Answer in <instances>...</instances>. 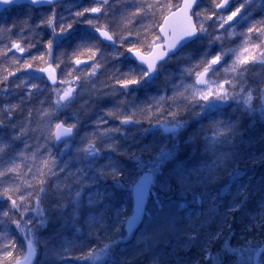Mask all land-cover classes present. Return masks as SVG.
I'll list each match as a JSON object with an SVG mask.
<instances>
[{
	"label": "snow or ice",
	"instance_id": "1",
	"mask_svg": "<svg viewBox=\"0 0 264 264\" xmlns=\"http://www.w3.org/2000/svg\"><path fill=\"white\" fill-rule=\"evenodd\" d=\"M27 2L32 6H54L59 0ZM118 2L119 0H91L89 7H81L70 13L68 18L58 17L55 8L50 7L49 15L41 18L35 25L36 28L50 29L44 51L37 55H32V49L36 48L37 43L26 35L33 30L30 25L24 28L17 23L0 24V35L9 36L6 44L0 40V58L11 60L15 69L9 70L5 67L7 75L0 77V85H3L2 91L5 94L20 96V103H8L0 108V264H32L39 243L37 229L48 221L44 204L49 194V178L59 177L61 173L64 174L66 183L59 186L54 211L59 214L62 226L71 228L75 233L86 229L89 235H95L98 242L108 241L102 247L97 245L96 248H90L86 253L75 257L84 264H95V261L109 256L113 247L119 243L113 239L112 234H118L122 225L126 224L127 228L131 229L137 222L143 223L142 217L148 216L151 219V213L145 208L148 199L154 197L152 203L163 211L165 204L156 189L160 192L171 191V180H174L179 188L180 200L175 203L176 214L162 227L170 235L182 237L184 243L180 247L185 250L199 245L191 264H245L242 249L238 251L231 245L223 229L208 234L201 241V229L207 222L206 218L202 219L205 217L202 211L205 193L202 189L216 183L220 174L228 171L235 163L236 139L243 136L236 119L216 118L221 107L235 105L237 110L243 109L247 114L259 112L264 119V79L250 80L248 67L249 64L264 66V16L259 19L253 16L252 9L256 7V0H210L209 6L203 9L202 0H183L179 5L172 3V0H125L124 9L119 13L120 19H117L113 5ZM6 6H22V0H0V15L9 11ZM173 8L181 14L183 20L179 31L174 27L169 28V17L164 15L165 10L171 12ZM260 11L264 13V2ZM158 14L163 19V24L156 19ZM22 23L27 24V21ZM78 24L86 25L91 30V35L85 34L80 38L73 50L76 58L72 63L87 67L71 69L69 76L73 72L77 73L72 80L63 75L57 77L54 75L52 64L59 68L63 63V53L56 52L65 40L71 38ZM237 26L246 28V31L237 33ZM153 27H158L159 33L153 32ZM209 28L212 29L211 32ZM13 35L15 38H12ZM236 35L243 37L239 47L226 48L225 38L231 39ZM205 40L207 45L195 53L184 54V49L197 43L202 44ZM102 44L104 48L112 49L107 56L104 48L100 47ZM250 49H258V55ZM82 50L87 51V59L79 58L78 53ZM17 53L19 55H16ZM126 53L130 55V59ZM45 56L48 57L47 61ZM109 57L116 61L123 58L128 61L129 66L125 71H121L117 65H113L114 70L109 74L105 85L109 91H101V96L117 93L128 95L138 88H147L159 78L160 72L169 61L181 58L185 61L179 69L181 83L173 81L172 94L153 98L155 104L147 106L148 111L156 109L155 114L158 117L166 112L165 120L157 119V123L171 125L165 127L164 131L172 133L170 139L173 143L170 148H162L160 154L149 161L135 153L128 156L134 161L138 171L136 177L127 179L124 169L111 157L107 164H96L104 151L119 153L112 133L119 132L120 129L105 128L104 125L108 124L105 117L119 119L121 124L139 123L134 119L135 112L124 114L120 111V104L97 118L94 122L96 129L82 139L84 146L77 149L78 153H83L82 159L89 164L92 175L84 168L71 172L66 164L62 165L58 161L57 154L51 150L53 145L58 144L67 147L69 140L78 134V119L71 124L59 119L61 111L71 108L78 95L76 87L72 85L82 78L91 81L101 68L106 67ZM36 62L47 63L48 67H40ZM33 71L48 73L47 80L51 81V84L46 83L41 87L38 83H29V80L43 79L39 75L32 76ZM21 72L26 74V78L17 76V73ZM80 73L84 74L83 77ZM10 77L19 79V83H13ZM57 84H67L68 87L60 88ZM33 90L35 93L51 91L57 97L49 108L39 110L41 119L48 117L46 134L43 135L44 142L39 149L33 148L24 140L29 130L33 133L38 131L36 128H29L33 109H28L21 124L16 123V113L22 112L21 104L34 98ZM44 102L43 99L40 100L42 106ZM164 104H167L166 109ZM186 114H191V121L195 123L202 124L204 120H209L207 129L202 127L197 133L203 138L202 154L197 163L181 166L169 181H160L158 178L163 175L165 161L172 158L181 148L192 147L187 141L180 140V133L191 123L190 120L184 119ZM6 128L12 129V133L8 141H3L2 135ZM36 138L39 141L41 136L38 134ZM16 141H22L24 147L16 150ZM40 151L43 154L38 156ZM143 151L150 149L145 146ZM197 152H200V146H197ZM228 174L238 176L239 172L233 170ZM109 178L112 179L114 187L126 188L134 197L135 211L130 218L122 208L110 209L108 192L99 189V183ZM30 180H36L37 183L33 184ZM189 194L191 199L187 198ZM237 195L241 199L228 208V214L239 210L247 200L243 186ZM220 198V193L212 197L213 207ZM110 210L111 219L114 221L111 225L107 216ZM252 220L249 230L264 232V203L258 207ZM10 225H15V233L22 236L21 244H17L16 235L9 230ZM227 229L231 233L230 225H227ZM218 243L220 247L215 249ZM71 246V243L66 241L59 249H54L53 258L65 259ZM245 247L250 253L256 251L264 255V239L254 238L252 241H246ZM157 262L158 258L154 264Z\"/></svg>",
	"mask_w": 264,
	"mask_h": 264
},
{
	"label": "rangeland",
	"instance_id": "2",
	"mask_svg": "<svg viewBox=\"0 0 264 264\" xmlns=\"http://www.w3.org/2000/svg\"><path fill=\"white\" fill-rule=\"evenodd\" d=\"M161 2H163V0H161ZM262 2H264V0H256V7L252 9L253 16H255L257 19L261 18V16H264V13L260 11ZM90 3L91 0H67L56 5L55 11L58 17L64 16L68 18L70 16V13L79 10L81 7H89ZM172 3L179 5L180 0H172ZM124 4H125V0H119L117 4L113 5V10L116 12L117 19H120L119 13L124 9ZM209 4H210V0H202L201 9L209 6ZM174 9L175 8H173L172 10ZM48 15H49V9L33 11L31 8L28 7H23V8L13 7L2 15V17L0 18V24L8 25L11 23H17L20 27H24V28H27L30 25L33 30L31 32L26 33V35L28 39L37 43L36 48L32 49V55H37L39 52L44 51V44L47 38L49 37L50 29H48L47 27L36 28L35 25L40 21L41 18L47 17ZM158 17L159 14L156 19H158ZM23 21H27V24L22 23ZM137 24H139V21H137ZM153 29H155V32L157 33L158 27H153L152 30ZM209 31L211 32L212 29L209 28ZM235 31L237 33L243 32L246 31V28L237 26ZM90 33L91 30L88 29L86 25L78 24L75 26V31L73 32L71 38L65 40L56 52V54L63 53V55L61 56L63 63H61L60 67L56 68L55 64H52V68L55 69L56 73L60 75V73L63 71L64 72L63 76L68 80H72L73 77L77 75L76 72H73L71 76L68 75L71 69L76 68L74 63H72V61L76 58L73 55V50L76 48V45L79 42L80 38L82 36H85V34L90 35ZM12 38H15V36L13 35ZM242 39L243 37L239 35L233 36L231 39L225 38L224 40L225 47L237 48L239 47ZM0 40H2L3 43L5 44L8 43L9 40L8 34L0 35ZM205 45H207L206 40L203 41L202 44L197 43L191 45L189 48L184 49V54L195 53L198 49H201ZM0 47H2V45H0ZM100 47L104 48V45L103 46L100 45ZM120 50L124 51L123 49ZM104 51L107 56L108 53L112 51V49L104 48ZM250 51H255L257 55L259 53L258 49H250ZM242 54L247 55V53H242ZM16 55H19V53H17ZM25 55L27 56V53ZM78 55L79 58L81 57L83 59H87L88 54L86 50H82V52L78 53ZM45 60L46 61L48 60L47 56H45ZM125 61L127 60H124L123 58H121L120 61H116V60H112L109 57L106 63V67L101 68L98 72V75L96 77L91 78V81H87L83 78L81 80L76 81L75 84L72 86L76 87L78 95L75 101L73 102L71 108L63 109L60 113V116H62L63 120H65L69 124L76 122L78 119V129H83L86 126L85 124L82 125L81 119H83L82 118L83 115L86 116L88 115L87 113L88 107L86 106L92 105L91 103H87L88 102L87 98H83L81 100L83 95V89L85 88L84 86L86 85L87 87L85 89H88L89 90L88 92L94 93V99L97 97L98 99L99 98L102 99L101 102L103 108L105 106L104 112L114 108V106L117 104H120V111H122L124 114H131L135 112L134 119L136 121H139V123L121 124L119 119H114L112 117H105V119L108 120V124L104 125L105 128L120 129L119 132L112 133L113 142L120 153L126 151L133 152L134 150L142 152L145 146H148V148L149 147L152 148L157 144L160 145L161 141L167 143L169 142L170 145H172L173 142L170 139L172 133L171 135H163L162 132L159 133L153 131L154 126L148 125L146 126V128H144L143 125L147 124L148 120H151L153 118H159L162 115L166 116V112H164L160 114L158 117L155 114L157 110L153 109L152 111H148L147 106L149 104H155V99L153 98H158L160 96H170L172 94L173 81H175L177 84L181 83L179 69L184 65L185 63L184 59L181 58L180 60H172L169 61L167 64H165L164 69L160 72L159 78L156 79L147 88H138L136 91H133L128 95H121L117 93L115 95L101 96L100 95L101 91L102 92L109 91V89L105 85L108 82L109 74L114 70L113 65H117L121 69V71H125L127 69V67L125 66ZM229 63H231V59H229ZM36 64H38L40 67H45V68L48 67L47 63L36 62ZM36 64H34V67L36 66ZM0 67H1L0 72L3 75H7V72L5 71V67H7L9 70H15L11 60H5L3 58H0ZM86 67H87L86 65L85 66L83 65L81 66L80 69H85ZM248 67L250 68V76H249L250 80L256 81V80L264 79V66L260 64H256V65L249 64ZM80 74L83 77L84 74L83 73ZM31 75L40 76V73H36L33 71ZM17 76L26 78V74L22 72L17 73ZM185 79L186 82H188L187 78ZM10 80H12L13 83H19V79L10 77ZM29 83H38L41 85V87L44 86L43 79L39 81L29 80ZM59 87L66 88L68 87V85L60 84ZM8 97L9 95L5 94L2 90L0 91V108H2L1 107L2 104L4 106V104L9 103ZM52 97H53L52 100L53 103L57 98L55 93H52ZM98 99H96V102L98 101ZM121 101H124V103L121 104L120 103ZM72 107L77 108L76 114L72 110ZM141 108L145 110L140 111L139 109ZM164 108L165 109L167 108V104H164ZM104 112L97 111L96 113L103 116ZM220 113H222V115ZM220 113L216 114V118L226 119L228 117H231L233 119H236L239 123L241 119L239 114L245 112L243 109L237 110L235 105H233L232 107H227L226 105H224L221 107ZM244 116L248 118L247 120L248 123H246L245 128L247 127L251 130L250 131L251 132L250 136L252 138L251 143H256L257 140L254 141L253 138H259L258 135L260 134H257V132L259 131L258 127H261L262 130V125H264V119L261 118L259 112H256L254 114L245 113ZM44 118L48 120V117H44ZM184 119H187L186 116H184ZM203 123H204V128L207 129L209 120L206 119L203 121ZM40 125H43V123L40 122L39 126ZM161 125L171 126L170 124L167 123H161ZM95 129H96V125L94 126L93 131ZM44 130H46V128H44ZM6 132L7 131L5 130L3 132L2 135L3 141L9 140V138L6 139V137H4L6 135ZM190 132H191L190 127L184 129L180 133V140L187 141L189 143L190 134H191ZM261 132L263 133V130ZM85 134L86 132L80 133L76 135L73 139L69 140L67 147H65L63 144L61 146H58L57 151H55L54 153L57 154L58 161L62 165L66 164L68 169L71 170V172H76L78 169L84 168L88 170L89 175H92V171L89 164L87 163L86 160L82 159L83 153L77 152L78 148L84 146L82 144V139L86 137ZM22 148L23 147L21 146L19 147L15 146L16 150ZM184 150L185 149L182 148V150L178 152L177 157L173 159L171 165L169 164V162L164 163L163 175L158 178L160 181H169L178 168H180L181 166H189L187 163H185V161L180 160V158H182V156L184 155ZM30 154L31 152L29 153V155ZM40 154L42 155L43 152L42 151L38 152V155ZM117 154H118L117 152H112L110 150L104 151L96 161V164L98 165L107 164L109 163V157L111 158L112 156L115 157ZM144 154H152V153L151 151L150 152L145 151ZM151 158L152 157L150 158L147 157L143 159L145 161H149ZM37 166H39L38 161H37ZM137 171L136 169L134 171L133 168H130L129 171L125 170L124 171L125 179L129 178L130 176H134V174L136 177ZM30 182L33 184L37 183L36 180H30ZM49 182L53 184V187L52 188L48 187L49 194L45 198V202H54L57 201V197L59 195V186H62L66 183L64 174L61 173L59 177H50ZM110 182H112L111 178L107 179L106 181L100 182L98 185L99 189L106 190L109 196H119L120 193H123L125 191L124 200L127 201V203H131L130 192L123 187L116 188L114 187L113 182L112 183ZM171 182L173 184V188L171 191L160 192L158 188L156 189V191L159 193L160 199L164 201L165 204L164 210L161 211L158 207H156L152 203L154 197L148 199L145 208L147 212L151 213V219H149L148 216H144L143 223L138 229L132 232V234H126L123 231V229L118 234L113 233L112 234L113 239L118 240L119 243L113 247L109 256L102 257L100 260L95 261V264H154V261H156L157 258H158L157 264H191L193 257L196 256L199 245L197 244L195 247L185 250L180 247V245L184 243L183 238L177 237L175 235H170L169 233L164 231L162 227V225L166 223L168 219H170L172 216L176 214L175 203L180 200L179 188L175 184L174 180H171ZM55 184L57 185L55 186ZM202 191H204L205 193V203L202 206V211H204L205 217L202 219L206 218L207 222L203 225L201 229L202 232L201 241L208 234L213 233V227H210V224H212V220L216 216H218V213L221 212L222 208L219 205L218 201L223 199V197L225 196L224 194L220 193L221 198L215 202V207H213L212 197H210L209 192H206L205 189H202ZM214 196H216V194ZM187 198L191 199V195L189 194ZM261 198L256 199L254 203L251 202L250 208L244 207L239 213L240 215L239 218H237V220L235 221V225L238 227V232L235 235L237 241L235 247L238 251L242 249V254L244 257L245 264H253L254 261L257 262V264H264V255H260L256 251H252L250 253L248 248L245 247L246 241H252V237L254 236V234H252L249 229L253 223L252 217L254 216L258 207L262 203H264V195L263 196L261 195ZM114 199L116 198L114 197ZM229 207L230 205H228V208ZM110 212L111 211H109L107 215H109ZM46 214H48L47 210H46ZM84 214L85 215L87 214L86 210ZM180 215H182V213ZM227 216L231 217V214L227 213ZM112 222L114 223V221L109 218L110 225ZM52 230H54V228L48 227L46 225L37 229L36 235L39 240V243L36 247L37 258L34 264H84L83 261H78L75 259V257L80 256L82 253H86L90 248H96L97 245H99V247H102L103 244L105 243V241L98 242L95 238V235H89L87 230L83 231L84 233L87 234V238L85 237L81 238L78 235L75 236L76 234L62 236V234H57V232L53 233ZM233 231L231 229L230 235L233 234ZM150 233H154V234L150 235ZM68 234L71 233L68 232ZM17 235H18L17 244L19 245L22 243L23 238L18 233ZM66 241L70 242L72 245L68 250L67 257L63 260L59 258H53L52 255L53 250L59 249ZM84 244L87 245L80 247V245H84ZM249 256H251L250 260H249ZM89 264H91V262H89Z\"/></svg>",
	"mask_w": 264,
	"mask_h": 264
},
{
	"label": "trees",
	"instance_id": "3",
	"mask_svg": "<svg viewBox=\"0 0 264 264\" xmlns=\"http://www.w3.org/2000/svg\"><path fill=\"white\" fill-rule=\"evenodd\" d=\"M167 13H168L167 10H165L164 15ZM158 20L160 22L161 18L158 17ZM155 29H153L152 31L155 32ZM90 35H91V33H90ZM102 46H103V44H102ZM80 59H83V58L80 57ZM125 66L126 67L129 66L128 61H125ZM0 74H2V73L0 72ZM63 74H64V72L62 71L59 76H62ZM2 76H3V74L0 75V77H2ZM43 85H45V83ZM56 86L59 87L60 84H57ZM2 87H3V85L0 86V91L2 90L1 89ZM84 87L86 88L87 86L85 85ZM85 88L83 89V95H82L81 100L83 98H87L88 99L87 103H91L92 105L86 106V107H88V111H87L88 115L87 116L83 115V117H82L83 119H81L82 125L85 124L86 126L83 129H78V134L86 132L85 135L87 136L88 134L92 133L93 128L95 126L94 122L96 121V118L100 115V114H97L96 112L97 111H103L104 112L105 106L103 108L101 98L98 99V97H97L94 99V93L88 92L89 90L85 89ZM22 92H23V90L20 91L21 94H22ZM34 93H35V91H34ZM8 98H9V103H20V96L18 94H13L12 96H9ZM42 99L45 101L43 106L40 104V100H42ZM96 99H98L97 102H96ZM52 100H53V97H52L51 91H46V92H42V93H35L34 98L30 102H26V103L21 104L22 112L16 113V123L19 125L23 121L24 116L27 114L28 109L29 108L33 109L32 123L29 126V128L30 129L36 128L38 131L36 133H33V132H31V130H29V134H28V136L24 137V140H26L27 143L32 145L33 148H35V149H39L40 145L43 144V142H44L43 141V135L46 134V130H44V128H46L45 124H46L47 120L45 118L41 119L39 110H41L42 108H49V105L52 104ZM6 101H7V99H6ZM6 104H4V105H6ZM1 107H3V104L1 105ZM76 109H77L76 107H72V110L74 111L75 114L77 113ZM49 110H51V109H49ZM239 115L241 118L239 125L241 127V131L243 132V136L237 137V139H236L235 163L228 169V171L222 172L220 174L216 183L209 185L205 188V191L209 192L210 197H213L217 193H222L225 195L223 197V199L218 201L222 210L220 213H218V216H216L212 220V224H210V227H213V232H216L217 230L223 229L225 236H227L229 238L230 243L233 246H235V244L237 243L235 235L238 232V227L235 225V221L237 220V218H239V216H240L239 213L241 212V210L244 207L250 208L251 202L254 203V201L256 199H260L261 195L262 196L264 195V189H263L264 188V125H262L263 133L261 132L262 131L261 127H258L259 131L257 132V134H260V135H258L259 138H253L254 141L257 140V142L251 143V140H252V138L250 136L251 130L247 127L245 128L246 123H248V121H247L248 118L244 116L245 113H241ZM100 116H102V115H100ZM185 116H186L187 120L191 121V114H186ZM59 119L63 120V117L60 116ZM157 119L164 121L165 115H162L159 118H153L151 120H148L147 124L143 125V127L146 128V126H148V125L154 126L153 131H156V127L161 125V123L160 124L157 123ZM5 122L7 123V121H5ZM40 122L43 123V125L39 126ZM189 127L191 130L189 144H191L192 147L190 149L183 148V149H185L184 155L182 156V158H180V160L185 161V163H187L189 166H191V165L198 162L199 156L202 154V151H203V149H202L203 138L201 136H199L197 133H198V130L200 128H202V127L204 128V123L202 122V124H199V123H195V121H191V124L189 125ZM5 131H7V132H6V135L4 137H6V139L10 138L11 133H12V129L6 128ZM38 134L41 136V139L39 141H37V138H36ZM15 146L24 147L22 141H16ZM197 146H200V152L199 153L197 152ZM165 147L170 148L171 147L170 143L161 141L160 145L157 144L152 148L149 147L152 154H144L145 151L139 152V151L134 150L133 152H130V151H128V152L126 151L123 153L119 152L115 157L112 156V159L117 161L119 163V165L124 168V171L125 170L129 171L130 168H133L134 171L136 169V171H137V168L135 166L134 161L129 159L128 156H130L132 153H135L137 156H142L143 158L155 157V156H158L160 154V150L162 148H165ZM57 149H58V146H56V145H53L51 147V150L53 153L55 151H57ZM181 150H182V148H181ZM30 152H31V149L28 150V153H30ZM54 154H56V153H54ZM177 155H178V153H175L172 158L167 159L165 162H169V164L171 165L173 159L175 157H177ZM253 162H254V164H253ZM29 163H31V161H29ZM233 170H237L239 172V175L238 176H230L228 174V172H232ZM130 177H135V174H134V176H130ZM112 182H110V183H112ZM106 184H107V182H106ZM56 185L57 184H55V186ZM242 186L245 189V192L247 195V200L239 208V210L232 212L231 217L230 216L228 217L227 216L228 205L231 206L234 202L241 199V197L237 195V192ZM48 187L52 188L53 184H51L49 182ZM124 192L120 193L119 196H110V209L114 210L116 208H122V209H124L125 214L128 217L130 215V212H131V209H130L131 203H127V201L124 200V196H125ZM114 197L117 200L114 199ZM56 203H57V201L45 202V204H44V206L47 210V213H48L47 214L48 221L46 223V226L54 228V230H52V232L53 233L57 232V234H62V236L76 234L75 236L78 235L81 238H83V237L87 238V234L83 232L86 229H83L80 233H75L71 228L62 226L63 222L60 219L59 214L56 211H54V205ZM107 216H108V218L111 219L112 211ZM230 218H231V220H230ZM227 225L231 226L232 231L234 230L232 235H230V233L228 232ZM9 230L13 234L16 235V240L18 241V235H17V233H15V225H10ZM121 230H122V226H121L120 231ZM68 232H70L71 234H68ZM251 233L254 234V236L252 237V240L254 238L256 240L264 239V232L251 231ZM106 242H108V241H105V243ZM85 245H87V244L80 245V247L85 246ZM219 247H220V245L218 243L215 246V249H219Z\"/></svg>",
	"mask_w": 264,
	"mask_h": 264
},
{
	"label": "water",
	"instance_id": "4",
	"mask_svg": "<svg viewBox=\"0 0 264 264\" xmlns=\"http://www.w3.org/2000/svg\"><path fill=\"white\" fill-rule=\"evenodd\" d=\"M62 1H65V0H59V2H62ZM180 1H181V2H180V4H181V3L183 2V0H180ZM23 5H26V6H28V7H32L33 9H34V8H35V9H41V8H45V7H48V6H49L48 4H41V5H39V6H32V5H30V4L27 2V0H22V6H23ZM6 7H13V6H6ZM173 13L175 14L174 16H173ZM166 16L169 17V28L171 29L172 27H174L177 31H179V29H180V28L182 27V25H183V20H182V18H181V14L175 9V10L169 12L168 14H166ZM160 23H161V24L164 23L163 19L161 20ZM157 33H159V28L157 29ZM97 35H98V34H97ZM105 43H107V42H105ZM127 55H129V54H127ZM129 59H130V55H129ZM75 66H76V65H75ZM81 66H83V64H82V65H79V66H76V67H81ZM84 66H85V65H84ZM50 71H51V70H50ZM41 75L43 76L45 83H47V84L50 85V84H51V81L47 80L48 73H41ZM54 75H56V76L58 77V75H57L56 72L54 73ZM165 127H170V126H159V128L157 129L158 132H162L164 135H170L171 133H168V132H165V131H164V128H165ZM70 140H71V139H70ZM58 145H62V144H58ZM130 198H131V214L128 216L129 218H130L132 215H134V211H135V200H134V197H133L131 194H130ZM146 203H147V201H146ZM145 206H146V204H145ZM142 220H144L143 217H142ZM141 224H142L141 222H137V224H135L131 229H128V228H127V225L124 224V225H123V231H124L126 234H131L133 231H135L136 229H138V228L140 227ZM35 259H36V254H35L34 258H33L32 264H34ZM253 264H256V262H254Z\"/></svg>",
	"mask_w": 264,
	"mask_h": 264
},
{
	"label": "flooded vegetation",
	"instance_id": "5",
	"mask_svg": "<svg viewBox=\"0 0 264 264\" xmlns=\"http://www.w3.org/2000/svg\"><path fill=\"white\" fill-rule=\"evenodd\" d=\"M56 5H58V4H56ZM56 5L55 6H49V7H45V9H49L50 7H54V8H56ZM45 9H40V10H45ZM7 12V11H6ZM3 14H5V12H3ZM2 14V15H3ZM2 15H0V18L2 17ZM80 68V67H79Z\"/></svg>",
	"mask_w": 264,
	"mask_h": 264
}]
</instances>
